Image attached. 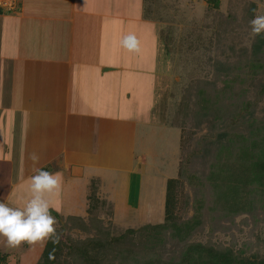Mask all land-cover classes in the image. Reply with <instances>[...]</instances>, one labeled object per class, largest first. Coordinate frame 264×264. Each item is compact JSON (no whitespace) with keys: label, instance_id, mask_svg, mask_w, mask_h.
Wrapping results in <instances>:
<instances>
[{"label":"crops","instance_id":"obj_1","mask_svg":"<svg viewBox=\"0 0 264 264\" xmlns=\"http://www.w3.org/2000/svg\"><path fill=\"white\" fill-rule=\"evenodd\" d=\"M131 3L0 0V167L7 182L16 177L15 186L38 168L59 175V210L68 188L88 187L93 178L101 187L113 172L141 173L137 118L151 104L167 110L173 97V63L160 45L159 24L137 21L143 0ZM130 33L138 52L120 43ZM159 81L161 97L153 103ZM58 209L56 217L74 215Z\"/></svg>","mask_w":264,"mask_h":264},{"label":"trees","instance_id":"obj_2","mask_svg":"<svg viewBox=\"0 0 264 264\" xmlns=\"http://www.w3.org/2000/svg\"><path fill=\"white\" fill-rule=\"evenodd\" d=\"M206 2L207 13L218 5ZM242 2V9L217 18L214 39L204 44L199 65L212 68V76L190 75L181 87L170 122L180 129V160L177 176L166 180L163 220L134 227L114 222L113 203L98 194L100 180L93 178L86 214L58 216L62 225L35 264H264L261 249L250 240L237 246L232 232H242L240 225L249 222L256 228L255 215L264 213V33H252L255 7ZM160 34L162 48L175 42L172 33ZM196 36L191 28L180 48ZM183 59L199 57L189 53ZM184 184L188 190L178 205Z\"/></svg>","mask_w":264,"mask_h":264},{"label":"rangeland","instance_id":"obj_3","mask_svg":"<svg viewBox=\"0 0 264 264\" xmlns=\"http://www.w3.org/2000/svg\"><path fill=\"white\" fill-rule=\"evenodd\" d=\"M127 4H132L133 0H121ZM254 4V17L264 15V0H244ZM152 2L158 6V15L154 16V9H150ZM242 0H218L214 11L206 12L209 6L206 0H143L141 12L135 14L137 21L158 23L160 30H164L169 34L172 33L174 43L166 45V54L172 60V98H168V109L163 110L157 106V110L152 105V110L147 116H139L137 118V131L135 133V148L138 153H143L144 161L142 165L143 171L138 173L120 172L112 175L108 174L103 178L98 194L102 191L103 195L108 200L115 203L116 212L113 216V221L123 226H138L143 223H159L163 220V203L166 180L177 176L179 153H180V129L173 127L171 121L175 113L178 111L180 101L181 87L187 82L190 75L206 78L212 76L213 70L208 65H199L205 55L204 44L208 38L214 39L216 27L218 26L217 18L225 16L232 8L239 10L242 7ZM151 5V6H150ZM242 9V8H241ZM138 15V16H136ZM161 18V20H159ZM207 24L209 27H207ZM189 28V29H188ZM192 28L197 36L193 37V43L186 44L180 48L179 43L186 32ZM188 29V30H187ZM161 34L159 33V40ZM249 34L245 38L246 43H249ZM163 41V40H162ZM203 44L200 49H195L197 45ZM208 45V44H207ZM195 49V50H194ZM184 55L193 53L199 57L197 62L188 60L185 62ZM207 52V51H206ZM202 57V58H201ZM207 74V75H206ZM155 84V92H152V102L156 103L159 96V91L162 87L161 82ZM171 103V104H170ZM264 104V100H263ZM180 118V116H179ZM139 162L134 163V166ZM13 177V174H12ZM9 174L6 173V167H0V201H3V196L6 195L5 203L10 206L22 207L23 204L30 199L32 193L30 188L31 180H25L21 184L15 186L13 183L16 177L7 182ZM82 183V182H81ZM15 186V187H14ZM5 188V190H2ZM86 184H81L77 188H68V200L66 204L59 208L58 196L59 189H54L50 193H45V197L50 201V213L55 217V229L58 231L62 225L59 217H56L57 209L68 214H82L85 211L87 192ZM188 190L186 184L179 187L177 191L178 205L183 198V193ZM107 191L110 194L105 195ZM9 193V194H8ZM103 196V197H104ZM225 206V205H224ZM185 214L190 216L192 209H186ZM186 216V217H187ZM245 214L238 215L235 223L238 224ZM256 228H251L252 224L245 223L240 225L242 232L233 229L236 235V244L250 240L254 247H259L264 253V213L255 215ZM251 231L252 234H251ZM207 232V231H206ZM220 234V233H216ZM80 236H83L80 234ZM85 236V235H84ZM223 235L220 234V237ZM224 240H230V236H223ZM49 237L39 240L35 243L21 242L17 247L7 246L5 237L0 236V257L3 256L4 263L0 264H35L40 254L42 253Z\"/></svg>","mask_w":264,"mask_h":264},{"label":"clouds","instance_id":"obj_4","mask_svg":"<svg viewBox=\"0 0 264 264\" xmlns=\"http://www.w3.org/2000/svg\"><path fill=\"white\" fill-rule=\"evenodd\" d=\"M249 23L254 35L264 33V15L255 16ZM120 43L129 51H139V40L135 34L123 36ZM39 158L36 153L31 155L33 161H39ZM60 182L59 175L38 168L31 178L32 195L22 207L0 201V236L6 238L7 246L17 247L25 241L35 243L55 234L56 220L50 213L51 204L44 194L57 189Z\"/></svg>","mask_w":264,"mask_h":264}]
</instances>
